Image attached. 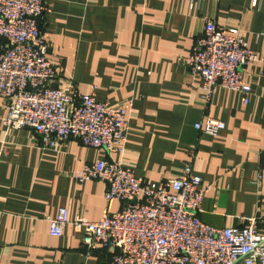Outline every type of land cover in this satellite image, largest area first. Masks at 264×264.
<instances>
[{"label": "crops", "instance_id": "obj_1", "mask_svg": "<svg viewBox=\"0 0 264 264\" xmlns=\"http://www.w3.org/2000/svg\"><path fill=\"white\" fill-rule=\"evenodd\" d=\"M41 28L52 44L48 59L110 107L131 105L122 153L70 140L44 148L29 129H9L0 97V264H109L114 253L82 246L77 219L100 220L108 185L78 183L86 165L112 159L157 189L180 177L187 164L203 180L199 217L215 228L259 219L264 236V0H46ZM238 27L258 60L247 69L246 97L218 89L209 102L203 81L180 59L192 54L207 20ZM246 74V76H247ZM225 123L212 136L195 126ZM111 212L120 202L109 205ZM67 209L62 237L50 220Z\"/></svg>", "mask_w": 264, "mask_h": 264}, {"label": "built area", "instance_id": "obj_2", "mask_svg": "<svg viewBox=\"0 0 264 264\" xmlns=\"http://www.w3.org/2000/svg\"><path fill=\"white\" fill-rule=\"evenodd\" d=\"M48 12L46 0H0V97L8 111L6 127L35 132L44 148L77 140L109 155L122 153L131 105L110 107L94 93H81L72 79L65 88L56 86L64 69L48 59L49 42L41 28ZM180 60L202 79L206 102L222 88L243 94L248 103L247 69L258 56L238 27L228 29L208 19L192 54ZM195 128L218 136L226 125L208 118ZM75 180L108 185L104 216L72 225L82 233L87 253L99 248L114 253L109 264H264L257 217L230 228L201 221L206 192L192 164L157 189L112 159L86 165ZM116 201L121 208L113 213L109 205ZM70 223L68 210L61 209L50 220L51 236L62 237Z\"/></svg>", "mask_w": 264, "mask_h": 264}, {"label": "rangeland", "instance_id": "obj_3", "mask_svg": "<svg viewBox=\"0 0 264 264\" xmlns=\"http://www.w3.org/2000/svg\"><path fill=\"white\" fill-rule=\"evenodd\" d=\"M232 28V27H231ZM228 29H230V28H228ZM49 47H50V50H51V48H52V44L49 42Z\"/></svg>", "mask_w": 264, "mask_h": 264}]
</instances>
